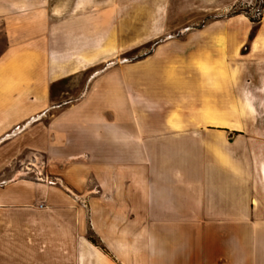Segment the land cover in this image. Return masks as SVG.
<instances>
[{"label":"rangeland","instance_id":"obj_1","mask_svg":"<svg viewBox=\"0 0 264 264\" xmlns=\"http://www.w3.org/2000/svg\"><path fill=\"white\" fill-rule=\"evenodd\" d=\"M68 1L49 0L48 6ZM70 1L69 12L46 21L56 22L61 41L71 43V47L61 45L57 51L61 57L71 58V72L61 73L58 80L43 87V101L32 88L27 97H18L20 104L35 105L41 111L6 132L0 142L43 128L82 100L111 70L132 64L157 65L170 59L180 68L188 54L193 56L200 49L201 53L216 54L222 49L219 65L193 58L187 80L174 82L171 90L154 91L155 103L141 94L136 117L198 123L202 128L184 131L188 137H203L212 143V147H203L205 154L211 149L217 153L234 151L237 171L252 174L255 181L258 163L253 160L264 156V60L258 50L247 57V41L260 28L264 0ZM19 20L0 16V59L34 51L27 49L26 43L8 48L7 26L15 28ZM26 31L25 40L46 37L45 29L38 26H29ZM230 35V47L219 42ZM39 48L43 58L51 52ZM208 126L222 131L208 132ZM6 143L0 144V264H85V260L90 263L101 253L107 254L95 234L101 226L87 223L118 216L117 196L110 187L115 174L93 173L96 169L81 160L86 166L71 177L75 165L71 155L44 153L35 147L15 155L4 148ZM71 181L79 185L71 186ZM251 188L256 191L255 186ZM85 248L91 251L86 258Z\"/></svg>","mask_w":264,"mask_h":264},{"label":"crops","instance_id":"obj_2","mask_svg":"<svg viewBox=\"0 0 264 264\" xmlns=\"http://www.w3.org/2000/svg\"><path fill=\"white\" fill-rule=\"evenodd\" d=\"M48 1L0 0V16L20 19L15 28L7 26L8 48L26 43L27 49L34 50L0 59V139L41 111L35 105L20 104L18 97H27L32 88L43 101V87L58 80L61 73L71 72V58L57 52L61 45L71 47V43L61 41L56 22L46 21L69 12L71 1L50 7ZM261 14L259 30L247 41V57L258 50L264 60V1ZM32 24L44 28L46 37L25 40L23 34ZM221 40L230 47L233 36ZM40 46L51 51L45 58L37 50ZM200 51L188 54L180 68L170 59L168 64H132L111 70L82 100L43 128L0 142H8L4 148L15 155L34 147L58 156L67 153L75 162L71 177L79 175L85 162L96 169L93 173L115 174L110 187L117 196L118 216L87 223L101 226L95 234L108 253L85 264H264V164L258 171L264 156L253 160L258 163L253 181L252 174L237 171L234 151L211 149L205 154L203 147L213 144L203 137H188L184 131L202 128L198 123L136 117L140 95L155 103L154 91L171 90L174 82L187 80L193 58L220 64L222 49L216 54ZM219 128L208 126L207 131L220 133ZM77 185L71 181V186ZM90 254L85 248V258Z\"/></svg>","mask_w":264,"mask_h":264},{"label":"trees","instance_id":"obj_3","mask_svg":"<svg viewBox=\"0 0 264 264\" xmlns=\"http://www.w3.org/2000/svg\"><path fill=\"white\" fill-rule=\"evenodd\" d=\"M253 22V21H252Z\"/></svg>","mask_w":264,"mask_h":264}]
</instances>
